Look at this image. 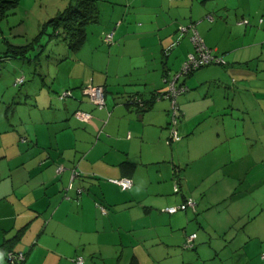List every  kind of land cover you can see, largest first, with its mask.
Here are the masks:
<instances>
[{"label":"crops","instance_id":"crops-1","mask_svg":"<svg viewBox=\"0 0 264 264\" xmlns=\"http://www.w3.org/2000/svg\"><path fill=\"white\" fill-rule=\"evenodd\" d=\"M13 1L6 17L56 0ZM214 1L98 2L100 27L69 49L77 71L51 78L72 96L41 93L35 121L0 130V240L18 234L22 264H264V0H222L225 20L210 15ZM189 23L226 64L178 79L189 90L178 97L181 138L170 143L168 98L144 109L115 101L166 89L162 75L192 50L190 31L177 28ZM104 32H113L105 56ZM88 85L104 86L106 106L87 100ZM251 161L261 173L240 191ZM120 177L132 186L110 180ZM187 198L195 210L165 211ZM192 232L194 247L184 248Z\"/></svg>","mask_w":264,"mask_h":264},{"label":"rangeland","instance_id":"rangeland-1","mask_svg":"<svg viewBox=\"0 0 264 264\" xmlns=\"http://www.w3.org/2000/svg\"><path fill=\"white\" fill-rule=\"evenodd\" d=\"M96 1L101 4L105 0ZM214 2V6L218 5L220 8L215 10L216 12L214 10L210 12V15L215 16L214 14L217 13V18L225 20L228 14L223 12L224 2L222 0H215ZM63 4H66V0L44 1L43 6L37 2L27 13L21 14L22 10L17 9L8 17L0 18V130L10 122L17 124L19 117L22 116L23 120L27 122L35 121L38 118L35 105L41 93L46 92L51 96L54 94L60 100V93L69 89L73 92V88L69 86L56 89L55 85L51 84V78L56 75H58V82L61 83L68 80L69 73L74 70L77 71L61 31L56 33L54 27L48 23V19L55 15V10L60 9L61 5L65 6ZM99 27L98 21L87 24L88 36L93 28ZM102 36L100 38L102 45L100 51L105 56L106 52H110L109 47L111 45L105 44L102 41ZM8 44L24 46V49L20 52H17L20 49L10 50ZM90 45L88 42L85 47L89 49ZM203 68L194 72L197 73ZM88 69H86L87 72ZM20 76H23V81L17 83L16 79ZM28 106H31L30 114L28 113ZM249 166V177L245 181L243 179L244 182L241 184L240 191L248 185H252L255 175L261 173L262 166L260 163L251 161ZM258 219L264 221L261 220L260 216ZM252 224L254 222L243 226L240 230L250 229ZM259 252L264 254V248L259 249ZM3 259L4 257L0 256L1 263H3ZM4 261L5 264H8L5 259Z\"/></svg>","mask_w":264,"mask_h":264},{"label":"trees","instance_id":"trees-1","mask_svg":"<svg viewBox=\"0 0 264 264\" xmlns=\"http://www.w3.org/2000/svg\"><path fill=\"white\" fill-rule=\"evenodd\" d=\"M15 6H16V2L13 0H0V18L6 17L7 11L10 10L11 8L15 7ZM99 16H100L99 7L97 5L96 0H71V1H69L68 5L63 10H60L55 16H52L51 18H49L48 23L54 27V29L56 30V33L57 32L59 33L61 31L60 33L62 34L63 39L67 42L69 49L71 51H76L77 49H79L83 45V43L86 40V37H87L86 25L91 23V22H94V21H99ZM247 23H248V21H247ZM247 23H244V24H247ZM107 33H109V32H104L102 34L103 35L102 41L105 44L109 45L113 42V39L111 42L106 41L105 36ZM190 34H191V32H190ZM8 45L10 47V50L16 51V49H20L17 52H20V51H22V49H24V46H16V45H12V44H8ZM169 48L170 47H167L166 51H163L164 56L169 53ZM208 48L210 49V51L213 55L220 56L224 59V57L222 55L216 53L212 48H210V47H208ZM190 52H194V47H192V50ZM189 53H187V55ZM187 55L185 56L183 61L186 59ZM182 62L180 64L179 68L174 73H172L171 75L166 74L167 71H165L164 74L162 75L161 80L166 85L165 90L161 91V90L155 89L147 97L141 93H138V92H125L116 98L115 105L134 106L137 109H144V108L151 106V104L154 102V100H156L157 98L165 97V95L168 93L169 81L173 77V75L180 70ZM225 64H226V60L224 59V63H222V62H220V63H208V64H205V65L199 67V68H202V67L208 66V65H225ZM199 68H197V69H199ZM197 69H195V70H197ZM195 70H192V71H190L184 75H180L178 77V79L193 73ZM178 79L176 80V85L178 87L184 86L185 89H184V91L177 94V96L175 98L176 103H177L178 108H179V115H178L177 123H178L180 116L182 114V111L180 110L179 103H178V97H179V95H181V94H183L189 90V87L184 82H178ZM99 86H101L103 89L104 104L102 107H104V106H106L105 88L102 85H99ZM81 90H82V87H81ZM67 91L71 92L70 95L64 96L62 98L59 97L61 100H65V99L72 96V91L70 89ZM166 98H168L170 100L169 97H166ZM87 100L90 101V98L88 97ZM93 105L96 106L95 104H93ZM77 111H79V110L76 109L74 114ZM169 114H170V107L168 108V116H169ZM176 127H177V125H176ZM24 139L26 140V137ZM166 140L167 141L169 140L170 143L173 142L169 138V126H168V133L166 136ZM17 237H18V234L16 233L14 236L9 237V238H5L2 240V242H0V252L3 254L5 260H6V256L8 255V253H12V254L16 255L18 252H23L20 250H15L12 247L14 242L16 241ZM192 247H194V245ZM192 247H190V248H192ZM24 255H25V253H24ZM23 260L24 259H22V260H16L15 259L13 264H22L24 262ZM6 262L8 263L7 260H6Z\"/></svg>","mask_w":264,"mask_h":264},{"label":"built area","instance_id":"built-area-1","mask_svg":"<svg viewBox=\"0 0 264 264\" xmlns=\"http://www.w3.org/2000/svg\"><path fill=\"white\" fill-rule=\"evenodd\" d=\"M262 19H260L261 21ZM238 23H247L246 19H241ZM178 30L180 32L190 31V40L194 47V52H190L186 59L182 62V65L180 67V70L176 72L173 77L169 81L168 86V93L165 95V97H169L171 101L170 106V114H169V138L171 141L179 140L181 137L177 131V120L179 115V108L176 103V96L180 92L184 91L185 87L180 86L178 87L176 85V80L180 75H184L192 70H195L205 64L208 63H224V59L220 56L213 55L210 51V49L205 45L204 40L202 36L200 35L199 31L197 30L196 26L193 23H189L187 25L179 24ZM113 32H109L105 36V40L108 42L112 41ZM23 81V76H20L16 79L17 83H20ZM85 89V90H84ZM83 89V92L88 95L90 98V102L97 106H103L104 104V95H103V89L101 86H94V85H88L85 86ZM70 91H64L60 93L59 97L62 98L64 96L70 95ZM77 117H90V113L84 112V111H77L76 112ZM169 141V140H168ZM57 172H60L62 170V166L57 167ZM72 176H78L79 172L76 170V168H71ZM117 185H119L122 189H128L132 186V179L130 177H120V178H112L110 179ZM187 208H192L195 210V201L192 198H187L185 201L177 204L168 206L165 208V211L168 213H175L180 210H186ZM101 211L105 212L106 209L104 207H101ZM196 238V233L192 232L189 233L186 236V239L183 243L184 248H190L194 245V241ZM25 255L23 252H18L16 255L12 253H8L6 256V260L8 261V264H13L14 260H22L24 259ZM76 262L78 264H83V258L78 257L76 259Z\"/></svg>","mask_w":264,"mask_h":264}]
</instances>
